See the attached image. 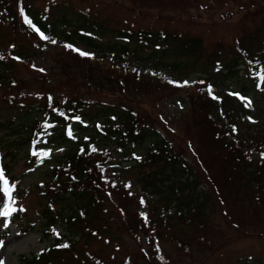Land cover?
<instances>
[{"label": "trees", "instance_id": "1", "mask_svg": "<svg viewBox=\"0 0 264 264\" xmlns=\"http://www.w3.org/2000/svg\"><path fill=\"white\" fill-rule=\"evenodd\" d=\"M129 1L130 16L147 17L159 10L163 16L153 14V18L165 21L169 5L183 12L206 1L225 4L229 0ZM103 2L0 0V26L39 41L44 40L40 34L43 33L47 38L60 34L65 43L79 42L87 54V57L81 55L80 61L107 60L125 74L130 71L144 88L148 87L149 79L158 82V88L165 83L169 88L178 86L181 82L179 76L187 78L192 74L202 75L197 82L213 85L210 82L215 79L228 80L240 72L247 83L243 86L244 91L258 89L264 84V15L252 32H242L230 44L216 42L205 46L202 37L169 29L166 25L160 28L114 25L96 8ZM246 8L249 7L242 10L246 12ZM257 9L264 13V4ZM25 17L39 32L25 23ZM97 36H100L99 40ZM109 36L114 41H101ZM20 53L17 51L18 59L22 58ZM129 57L148 63L150 72L131 66ZM6 65L7 62L0 59V68L4 69ZM161 69L172 70L177 75L164 78L157 75ZM135 80L124 76L121 82L115 79L112 83L124 86L128 82L134 84ZM204 91L189 107L193 126L190 141L192 139L197 145L196 154H192L193 164L184 156L183 150H175L172 137H159L156 129L130 108L115 105L96 109L92 101L47 94L42 96L43 101L29 106L28 111L36 115L27 127V142L33 150L42 151L56 141L73 143L77 139V136H71L74 130L90 133L94 129L83 127L89 120L99 122L100 127L95 129L108 143L74 146L73 152L57 158L49 172V180L40 187L39 195L46 202L43 217L49 219L48 227L58 220L69 232L57 233L53 236V244L46 250L36 257L21 258L19 264H59L64 260L70 264H85L86 260L101 264L100 259L84 258L81 250L75 247L74 238L77 236L87 248L93 241L103 238L109 242L111 232L119 240L125 237L134 241L135 249L129 254L134 261L130 262L128 256L120 261L109 258L104 264H163L160 251L164 237L162 226L169 228V240L174 243L177 255L189 256L191 261L198 259L199 262L200 255L193 252L213 254L230 243L228 237L222 241L218 239L214 245L208 240V235L216 230L212 223L217 207L226 209L227 225L230 219L239 230L247 229L256 233L257 238L264 239V116L256 114L258 106L255 104L225 94L215 98L209 95L208 88ZM249 111L250 116L244 118ZM146 141L151 143V148L144 156L135 159L136 169L144 170L141 172L143 190L153 196L152 201L164 203L163 208L157 205L151 213L146 205V209L138 205L139 200H144L138 198L132 189L101 176L105 167L101 159L107 157L109 146L119 148V156L128 161L131 157L129 147ZM183 143L179 140V144ZM121 147L125 149L124 155ZM26 155L30 162L41 157L37 154L31 156L29 152ZM7 181V186L0 181V212L15 209L14 200L8 198L13 182L11 179ZM203 182L206 187L202 186ZM106 184L111 186V192L118 190L125 196L124 204H113L111 196L106 193ZM8 202L10 208L6 209ZM52 204L62 205L61 210L53 212ZM15 214L12 211L7 217L13 218ZM143 238L147 242L146 248L143 247ZM229 264H264V259L239 258Z\"/></svg>", "mask_w": 264, "mask_h": 264}, {"label": "rangeland", "instance_id": "2", "mask_svg": "<svg viewBox=\"0 0 264 264\" xmlns=\"http://www.w3.org/2000/svg\"><path fill=\"white\" fill-rule=\"evenodd\" d=\"M102 1L104 2L96 8L102 17L110 18L114 25L120 27L150 25L157 28L166 25L169 29L202 37L205 46L216 42L230 44L242 32H252L264 15L257 9L263 6L264 0H229L225 4L206 1L197 8L183 12H178L177 7L169 5L165 21L153 18V14L163 16L159 10L153 14L149 13L147 17L130 16L129 0ZM244 7H249L245 9L246 12L242 10ZM97 37L99 40L100 36ZM64 41L65 38L60 34L39 41L33 36L17 35V31L12 32L10 28L0 26V59L7 62L5 70L0 68V170L13 182L15 212L20 214L6 225L0 224V236L3 233L9 235L8 239L0 244V264H19L21 258L36 257L44 251L51 244L52 239L51 236L44 237L48 232L43 230L45 226L52 232L49 235L54 231H64L63 234L69 232L58 220L55 225L48 227L50 221L43 217L47 206L39 195L40 187L49 180V172L57 158L64 157L66 152H73L74 146L81 144L103 146L108 143V140L102 139L95 129L100 127L99 122L89 120V123H84L83 127L94 128L90 133L76 129L71 134V136H77L73 143L56 141L42 151L35 150L41 157L30 162L26 155V152L31 151L30 143L27 142L29 137L27 127L36 115L28 109L34 102L43 101L42 96L47 94L88 100L93 102L96 109H99L98 106L104 109L115 105L130 108L140 114L144 121L149 122L156 129L159 137L167 139L172 137L175 140V150L178 148L183 150L184 156L190 159L191 164H193L192 154H196L197 145L192 139L190 141L193 126L189 107L193 100L198 101L205 89L208 88L209 95L215 98L225 94L233 99L255 104L258 106L256 114L264 116V84L258 89L244 91L243 86L247 83L241 72L228 80L211 81L210 83L214 85L199 83L197 79L202 75L192 74L187 78L179 76L178 80L181 79V82L178 86L169 88L165 83L158 88V82H150L149 79L148 87L144 88L143 83L137 82L135 75L130 71L125 74L107 60L95 58L90 61H80L81 53H85V47L79 42L70 44ZM101 41L112 42L114 38L109 36ZM17 51L21 52V59L17 58ZM82 57H87V54ZM129 59L131 66L146 73L150 72L148 70L151 67L148 63L141 59L130 57ZM157 75L164 77L177 74L172 70L161 69ZM124 76L134 78V84L128 82L124 86H119L112 83L115 79L121 82ZM12 103L15 105L12 106ZM248 116L250 111L244 118ZM179 140L184 143L179 144ZM150 148L151 143L148 141L130 146L131 157L130 160L125 161L123 156H119V148L109 146L107 157L101 159L105 166L101 176L105 175L106 178L121 182L124 187L132 189L138 198L144 200V202L139 200L138 205L143 209H146L144 208L146 205L151 213L157 205L163 208L164 203L152 201L153 196L150 197L143 190L141 172L144 170L136 169L137 162H135L136 158L144 156ZM121 150L124 155L125 149L121 147ZM202 186L206 187V183L203 182ZM105 190L111 196L114 205H117V202L125 203V196L118 190L111 192L109 184H106ZM134 203L133 200L132 204ZM52 206L53 212H58L62 208L59 204H52ZM224 214L226 209L220 210L218 207L215 209L212 224H215L216 230L208 235V240H211L214 245L218 239L222 241L228 237L230 243L213 254L207 251L193 252L192 254L200 255L199 262L198 259L191 261L189 256L177 255L174 243L169 240V228L162 226L164 237L160 243V251L163 264H229L239 258L264 259V239L257 238L256 233H250L247 229L239 230L230 219L227 225ZM31 225L33 230H29ZM230 228L239 231H232ZM109 237V242L103 238L93 241L86 248L76 236L75 247L81 250L84 258L100 259L101 264L109 258L120 261L128 256L130 262H133L134 259L129 254L135 249L134 241L124 236V240H119L113 236L112 232ZM145 243L147 242L143 238V247L146 248ZM59 264L70 263L64 260ZM85 264L95 263L86 260Z\"/></svg>", "mask_w": 264, "mask_h": 264}, {"label": "snow or ice", "instance_id": "3", "mask_svg": "<svg viewBox=\"0 0 264 264\" xmlns=\"http://www.w3.org/2000/svg\"><path fill=\"white\" fill-rule=\"evenodd\" d=\"M25 23L26 24H29V25H32L31 20L27 19V17H25ZM32 26H33V28H34L35 31L39 32V29L35 28L34 25H32ZM40 34H41V37L42 38L47 39V37H45L43 35V33H40ZM81 55H86V54L85 53H81ZM0 181H2L5 186H7L8 181L4 179V176H3V172L2 171H0ZM5 191L7 192V188H5ZM12 211H15V209H8V210H5V211H2V212H0V216L7 217V216H9L11 214ZM64 247H67V245H64Z\"/></svg>", "mask_w": 264, "mask_h": 264}]
</instances>
